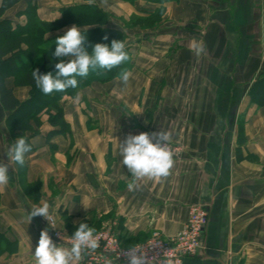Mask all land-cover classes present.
I'll return each mask as SVG.
<instances>
[{"label": "crops", "instance_id": "crops-1", "mask_svg": "<svg viewBox=\"0 0 264 264\" xmlns=\"http://www.w3.org/2000/svg\"><path fill=\"white\" fill-rule=\"evenodd\" d=\"M155 1L33 0L46 22L61 18L64 7L97 6L128 36L133 63L127 85L115 78L64 96L61 132L43 113L39 133L24 137L31 151L23 166L8 158L17 138L0 103V164L10 175L0 187V244L17 245L13 252L0 247V264H35L45 228L54 243L70 247L53 238L44 217L28 221L43 202L66 236L80 222L94 232L116 222L125 246L153 231L176 235L190 206L202 203L209 214L203 248L183 264H264V106L249 96L264 71V0ZM25 7L20 2L4 16L24 25ZM153 19L162 20L159 28H147ZM134 21L140 25H127ZM14 82L6 80L20 101L28 99L29 87ZM160 130L179 148L170 174L134 181L119 143ZM72 264H83V256Z\"/></svg>", "mask_w": 264, "mask_h": 264}, {"label": "trees", "instance_id": "trees-1", "mask_svg": "<svg viewBox=\"0 0 264 264\" xmlns=\"http://www.w3.org/2000/svg\"><path fill=\"white\" fill-rule=\"evenodd\" d=\"M134 3L136 0H125ZM156 2L155 0H146ZM25 3L26 7L19 12L26 16L24 25L16 24L5 17V13L18 3ZM163 9H159L158 15L162 16ZM61 18L54 22L42 21L37 15V6L33 0H2L0 6V103L9 112L7 118L15 138H24L27 133L36 135L41 125V115L49 113L51 125L59 128L55 132L66 129L64 112L61 101L66 95H74L79 89L91 85L93 82L106 83L117 78L122 69L128 71L132 68V53L127 43L128 36L118 28L111 26L109 14L103 12L93 4H81L64 7L61 9ZM162 20L153 19L145 22L147 28H159ZM143 22H141L142 24ZM77 25L83 35L87 37L85 47L91 50L96 43H106L109 46L113 39L122 40L130 59L119 67L110 71L97 69L90 71L86 77H77L78 87L69 88L64 92L54 91L51 94H43L36 87L32 79L33 69H39L41 74L53 72L55 64L59 62L52 54L55 51V40L65 33H55L65 27ZM132 27L140 25L138 21L127 24ZM107 37V39H104ZM8 78H14L16 87H29V98L20 101L14 89L6 83ZM249 96L251 102L259 107L264 106V71L258 76L252 85ZM97 232V231H96ZM0 240H2L0 235ZM0 247L10 248L16 251V244H0Z\"/></svg>", "mask_w": 264, "mask_h": 264}, {"label": "clouds", "instance_id": "clouds-1", "mask_svg": "<svg viewBox=\"0 0 264 264\" xmlns=\"http://www.w3.org/2000/svg\"><path fill=\"white\" fill-rule=\"evenodd\" d=\"M89 3H96V0H89ZM100 3L107 6V0H100ZM86 40L87 37L77 25L71 26L64 35L56 38V48L52 55L58 58L59 62L55 64V74H41L38 68L33 69L31 73L36 87L43 94L75 89L78 87L77 77H86L90 71L97 69L110 71L130 59L122 40L113 39L110 46L106 43H96L91 50L85 47ZM130 76L131 73L127 69H122L117 79L127 85ZM167 141L168 134L160 130L153 133L129 134L119 143L122 164L131 173L134 181L145 177L162 178L170 174L173 154L167 147ZM30 151L31 144L21 137L14 142L7 155L12 163L23 166L25 155ZM9 181L8 165L0 164V187L7 186ZM129 187H134V183H130ZM36 216H42L49 222L50 205L43 202L42 206L33 207L28 212V221ZM94 231L87 223L80 222L71 236L70 247H64L54 243L48 229H43L33 252L35 264H72L73 260L81 257L84 250H95L99 246ZM125 255L127 264H147L146 257L135 247H130Z\"/></svg>", "mask_w": 264, "mask_h": 264}, {"label": "built area", "instance_id": "built-area-1", "mask_svg": "<svg viewBox=\"0 0 264 264\" xmlns=\"http://www.w3.org/2000/svg\"><path fill=\"white\" fill-rule=\"evenodd\" d=\"M167 147L172 154L179 153V148L168 142ZM208 218V210L204 204H193L184 228L176 235L166 237L159 231H153L147 240L133 246L122 243L116 233V222H111L94 232L99 246L95 250L86 249L82 252L83 264H127L125 253L130 247L137 248L146 257L147 264H183L186 258L197 255L203 248L202 236ZM48 223L53 238L70 246L71 236L56 229L55 219L50 217Z\"/></svg>", "mask_w": 264, "mask_h": 264}]
</instances>
